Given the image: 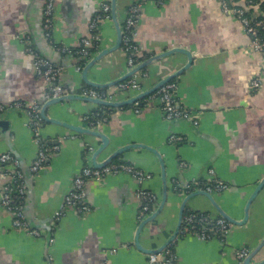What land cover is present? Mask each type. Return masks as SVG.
<instances>
[{"label":"crops","instance_id":"1","mask_svg":"<svg viewBox=\"0 0 264 264\" xmlns=\"http://www.w3.org/2000/svg\"><path fill=\"white\" fill-rule=\"evenodd\" d=\"M44 1L0 0V102L41 104L46 98L47 88L34 72L33 59L17 41L19 34L27 33L30 40L33 37L42 53L56 60L51 63L61 69V85L75 89V93L88 87L82 81L81 70L76 71L75 58L47 48L42 27ZM102 3L111 6V0H55V41L78 49L81 40L90 36L89 25ZM139 3L135 42L145 60L174 48L192 55L190 68L173 81L177 84L178 102L199 112L198 126L164 120L155 103L142 106L138 114L132 105L125 106L99 129L110 144L106 151L92 157L101 163L122 146H146L148 149H131L114 161L131 164L147 174L143 187L156 196L158 205L165 198L163 210L136 236L141 205L136 196L137 182L127 173L110 174L100 182L86 184L88 213L70 209L56 221L55 213L61 209L74 176L87 163L84 144L97 149L100 142L48 125L40 129L41 138L46 143L56 140L58 145H48L58 147V151L36 174L31 189L34 215L41 221L51 219L53 243L47 251L41 238L14 230L11 216L0 203V264H148L147 251L161 248L177 228L181 198L174 190V182H210L215 178L226 183L228 189L215 193L214 199L230 217L242 221L248 198L264 178V55L250 51L243 27L223 13L218 0H166L162 5L155 0H116L117 19L125 18L128 9ZM98 32L97 51L114 46L117 33L111 7L110 18L99 23ZM186 62L184 55L174 54L153 62L136 79L147 90ZM127 70L126 54L118 49L103 57L88 79L111 82ZM255 79L261 81V86L254 91L251 84ZM100 91L117 100L137 93L121 91L118 84ZM96 108L88 102H67L51 108L48 114L73 126H86L82 117ZM9 123L12 144L30 167L38 146L25 117L21 112L14 113ZM62 132L67 139L56 137ZM170 135L183 136L185 141L170 144ZM6 139L0 142V153L8 150ZM151 150L159 154L161 161ZM180 161L186 164L185 169L179 168ZM186 211L219 217L200 196L190 201ZM181 237L167 246L175 258L172 264H239L235 251L241 247L253 250L264 238V187L250 207L246 224L233 226L224 243L194 235ZM137 238L142 250L135 245ZM263 261L264 247L251 263Z\"/></svg>","mask_w":264,"mask_h":264},{"label":"built area","instance_id":"2","mask_svg":"<svg viewBox=\"0 0 264 264\" xmlns=\"http://www.w3.org/2000/svg\"><path fill=\"white\" fill-rule=\"evenodd\" d=\"M165 1L155 0L159 5L164 4ZM218 1L223 13L235 18L243 27L245 34L250 40V51L264 55V0ZM140 7L141 3L131 6L122 22L121 50L126 54L128 69H132L142 62V60L146 59V57L141 55L140 48L135 42ZM54 12L55 0H45L42 8V27L45 41L55 52L65 56H79V59L85 60V65L92 55L90 50H97L98 48L100 41L98 26L103 19L110 18V5L108 3L100 4L98 14L89 25L90 36L82 39L80 47L76 50L55 41L53 37L56 29ZM25 44L26 53L33 59L34 72L37 77L43 80L47 88L45 100L60 98L75 90L72 88L68 89L60 84L59 75L61 69L52 64L48 59L40 56L36 49L33 48L29 39L25 41ZM83 66L77 64L76 71L80 72ZM136 75L127 81L119 83L118 89L121 91L132 90L140 93L142 88L136 79ZM142 77H147V75L143 74ZM260 86L261 81L259 79L253 80L251 87L254 91L259 89ZM176 92L177 84L174 81L168 82L147 98L136 101L132 105V109L138 114L142 106L155 103L164 120L174 122L192 119L194 125H196L197 121L191 111L184 108L176 99ZM76 93L93 99H108L104 92L90 87L79 89ZM10 108L21 109L27 115L28 120L26 126L31 131L38 146L35 159L29 167L30 174L35 175L46 167L48 164L47 161L52 153L58 151V147L48 145L41 138L40 127L42 125V119L40 117V103L32 102L27 104L17 101ZM4 112L5 107L0 104V117ZM110 116L111 112L109 114H100L97 111H93L89 115L82 117V121L85 122L88 128L99 130L108 121ZM167 141L170 144H181L185 139L183 136L170 135ZM178 166L180 169L186 168V164L182 161L179 162ZM120 173L129 174L137 182L136 196L141 203L138 210V220H142L152 214L157 207V199L154 194L143 187V183L149 178L147 174L133 165L124 162H112L102 168H92L86 163L80 172L74 176L71 188L63 199L61 209L55 213L54 219L56 221L59 220L70 209L78 214L88 213L90 207L86 203V184L91 181L100 182L107 175H117ZM208 173L213 176L212 170H209ZM0 177L8 178L6 183L0 187V203L4 210L11 216L12 228L17 231L26 232L36 238H42L44 236L43 233L31 228L25 220L26 187L24 178L18 160L9 152L0 154ZM227 189L228 186L226 183L215 178H212L210 182H202L196 179L186 181L184 184L174 182V190L179 194L185 195L196 191L215 194ZM231 228L232 225L220 217L213 218L206 213L189 211L183 215L180 235H194L201 240L215 238L220 243H224ZM52 242L53 236L51 234L49 244ZM249 252L250 250L246 247H241L235 251V256L239 264L243 263ZM174 261L175 258L169 247L160 254L148 257V264H172Z\"/></svg>","mask_w":264,"mask_h":264},{"label":"water","instance_id":"3","mask_svg":"<svg viewBox=\"0 0 264 264\" xmlns=\"http://www.w3.org/2000/svg\"><path fill=\"white\" fill-rule=\"evenodd\" d=\"M110 7H111V19H112V22L115 26V30L117 33L116 34V42H115L113 47H111L107 50H102V51L99 50V51L92 53V55L90 56V59L82 67L80 75H81L82 81L85 84V86H88V87H91L94 89H98V90H102V89L110 88V87H115L117 84L125 81L127 78L134 77V75L139 74V72L141 70L145 69L146 67H148L153 62H157V61H160L162 59L168 58L169 56H172L174 54L184 55L187 59V62L182 68H180L174 74L164 78L163 80H160L153 87H151L147 90L142 89V91L140 93L137 92L134 96H132L128 99H125V100H117V99H114L113 97H108V96H107L108 99H106V100L93 99V98L81 96V95L75 93L74 91H72V92H70L64 96H61L60 98L44 100L41 103L40 117L42 119V125H41L40 129L44 128L48 125H52V126H56V127L61 128V129H64L63 132H70V133L72 132V133H74L73 135H79V136L87 135L88 137L90 136L93 138H97L99 140L100 146L97 149L95 148V146L90 145L89 143L84 144V147H85L84 148V157H85V159L87 158L86 162L92 168H102V167L112 163L120 155L125 154L126 152H129L131 149H135V148H139V147L146 148V146L141 145V144H130V145L122 146V147L114 150V152L104 162L98 163L95 160L93 161L92 156L93 155L97 156L98 154H101L102 152L107 150V148L110 144L109 138L97 129H90L87 126H73V125H70L68 123L61 122L58 119L51 118V117H49L48 110H50L51 108H56V106L61 105L63 103L81 101V102H88V103L94 105V107L108 108L109 110H111V115H112V114L116 113L117 110L121 109L122 107L133 105L136 101H140L144 98H147L148 96H150L152 93L157 91L160 87H162L166 83L171 82L175 78L180 77L186 70H188L190 68V66L192 65V61H193V58H192V55L190 52H188L187 50H184V49L174 48V49L166 51L162 54L152 56V57L148 58L147 60L140 62L137 66L133 67L132 69H128L127 73L123 74L117 80H114L111 82H106V83H97V82L90 81L88 79V74L91 71V69L94 66H96V64L98 62H100L102 60V58L105 57L106 55H108L109 53H111L113 51H117L118 49H121L122 22H123L124 18L123 19H117V16H116L117 15L116 14V0H111V6ZM26 34H23V35L19 34L18 38L16 37L17 41L20 42L24 48L26 45L25 41H27L29 39V38H26L27 37V36H25ZM30 43L35 45L34 48L40 54H42L43 57L48 59L50 62H56V60L54 61L42 53L40 47H38L34 43L33 37L31 38ZM46 46L50 50L51 47L48 45H46ZM53 51H55V50H53ZM14 102H17V101H14ZM14 102H11V103L0 102V104H2L5 107V112L0 117V142L2 141L3 137H7L6 145H7L8 150L6 152L11 153L19 162L20 170L23 174L24 183H25V187H26V205H25V210H24L25 220L27 221V223L29 224V226L31 228L36 229V230L43 233L44 236L41 238V240L44 241L46 250L48 251L49 247L53 243L52 242L51 244H49V240H50L51 234H52V229L50 226L51 219L46 220V221H41L37 218L36 215H34V211H33L34 205L32 202L34 201L33 200L34 194H33V187L31 189V183H32L34 177L36 176V174L35 175L30 174L29 166L26 165L22 156L20 154H18V152L15 150V147L13 146L12 140L10 138V136H11L10 135V128L11 127H10V123H9L10 117L14 113L21 112L24 115L26 122L28 120L27 115L23 110L10 108V106ZM184 108H186V107H184ZM186 109H188V108H186ZM190 111L194 115L195 120L197 121L196 125H194V122L192 119H190V120H179V121H174V122H187L190 125H192L194 128L197 127L198 121L200 119V117H199L200 114L198 111H195V110H190ZM56 112H59V111H56ZM54 116H55V114H54ZM40 132H41V130H40ZM63 132L58 133V135L56 137H60L64 140L67 139L68 137L66 136V134H63ZM47 143L50 145H58V142L56 140H54L53 142L47 141ZM146 149H148V148H146ZM151 151L161 161L159 154L155 150H151ZM47 163H49V160L47 161ZM7 180H8V178L0 177V187L3 186ZM163 181H165L164 175H163ZM184 183L185 182H180V184H184ZM263 187H264V178L257 184V186L253 190L252 194L248 198V200L245 204L244 217H243L242 221H237L234 218L230 217L226 212H224L222 210V208L218 205V203L215 201L214 196H213L214 194H208L204 191H196V192H192L188 195H185V194H180V196L178 195L181 198V206H180V210H179V219H178V223H177V228L173 232L172 236L165 242V244L161 248H159L157 250H148L147 251L148 257L151 255H157V254L162 253L167 248V246L169 244H171V243L177 241L178 239L182 238L180 235V228L182 225L183 215H184L186 207H188V205L192 199H194L198 196L205 198L207 200V202L209 203L210 207L213 208V210L218 214V216L220 218L226 220L228 223H230L232 225V227L233 226H243L248 221L249 210H250L252 203L254 202L255 198L260 193V191L263 189ZM0 197H1V194H0ZM164 199L165 198H163L162 202L159 203V205L157 204V207L152 214H150L149 216L145 217L142 220H137L138 235L136 232V236H139V232L143 228V225L145 223H148V222L154 220L157 217L158 213L163 210L162 206L164 204ZM135 245L138 249L142 250L140 248L141 246L138 242V238H137V242ZM262 247H264V238L261 240V242L257 245V247L255 249H253V250L249 249L250 252L242 264H252L251 263L252 258L260 251V249ZM258 264H264V261L261 263H258Z\"/></svg>","mask_w":264,"mask_h":264},{"label":"trees","instance_id":"4","mask_svg":"<svg viewBox=\"0 0 264 264\" xmlns=\"http://www.w3.org/2000/svg\"><path fill=\"white\" fill-rule=\"evenodd\" d=\"M76 50V49H75ZM97 50H90L91 53L96 52ZM40 56H42L41 54H39ZM71 57L75 58L77 60V64L80 66H83L85 63V60H81L79 59V56L77 55H72ZM100 91V90H99ZM95 111H97L100 114H109V112H111V110H109L108 108H104V107H98ZM114 163H120L118 161H113ZM189 211H186L184 214L188 213Z\"/></svg>","mask_w":264,"mask_h":264}]
</instances>
